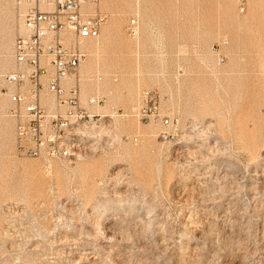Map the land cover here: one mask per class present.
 Segmentation results:
<instances>
[{"label": "rangeland", "instance_id": "374dc122", "mask_svg": "<svg viewBox=\"0 0 264 264\" xmlns=\"http://www.w3.org/2000/svg\"><path fill=\"white\" fill-rule=\"evenodd\" d=\"M37 3L0 0V79ZM82 9L107 21L67 80L70 157L20 151L0 83V264H264V0Z\"/></svg>", "mask_w": 264, "mask_h": 264}, {"label": "built area", "instance_id": "2783aa9c", "mask_svg": "<svg viewBox=\"0 0 264 264\" xmlns=\"http://www.w3.org/2000/svg\"><path fill=\"white\" fill-rule=\"evenodd\" d=\"M53 5V10H45L39 4L24 14L13 45L14 67L0 79V83L5 80L14 106L11 114L17 121L20 151L47 164L72 153V147L55 144V135L64 133L69 120L85 122L89 117L80 106L78 83L67 80L85 60L83 40L98 38L107 21L106 14L83 12L82 0H54ZM136 25L137 19H133L130 33L136 32ZM47 94L54 95L52 110L42 103ZM101 102L89 100L91 105Z\"/></svg>", "mask_w": 264, "mask_h": 264}, {"label": "bare ground", "instance_id": "6f19581e", "mask_svg": "<svg viewBox=\"0 0 264 264\" xmlns=\"http://www.w3.org/2000/svg\"><path fill=\"white\" fill-rule=\"evenodd\" d=\"M41 1L47 6V7H46V6L44 7L43 5H40V7H41L42 9H45V10H53V9H54L53 1H50V0H41ZM82 1H83V0H82ZM38 5H39V4L37 3L35 6L37 7ZM35 6H34V7H35ZM136 27H137V25H136ZM135 31H136V29H135ZM85 40H86V39H85ZM12 54H13V52H12ZM13 60H14V59H13ZM4 81H5V80H4ZM47 95H48V94H47ZM47 95H46V96H47ZM46 96L43 98V102H42L44 106H46V105H45V103H46L45 99H47ZM54 100H55V99H54ZM53 108H54V107H53ZM53 108H52V109H53ZM52 109H50V110H52ZM62 143H65V142H62Z\"/></svg>", "mask_w": 264, "mask_h": 264}]
</instances>
